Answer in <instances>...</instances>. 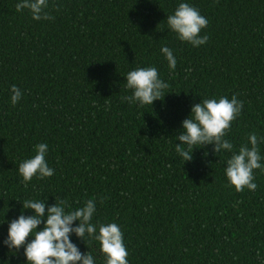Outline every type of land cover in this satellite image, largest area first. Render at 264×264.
<instances>
[{"label":"trees","instance_id":"trees-1","mask_svg":"<svg viewBox=\"0 0 264 264\" xmlns=\"http://www.w3.org/2000/svg\"><path fill=\"white\" fill-rule=\"evenodd\" d=\"M179 2L49 0L54 19L33 21L0 0V223L28 198L70 208L92 199L94 222L119 224L128 264H264V174L254 171L255 191L236 192L223 171L230 153L206 146L183 163L174 150L191 106L212 97L243 102L226 136L234 149L264 137V0H184L208 20L199 48L167 28ZM161 46L177 59L172 72ZM147 66L168 83L164 99L122 102L126 73ZM39 143L54 175L26 184L18 164ZM72 241L104 264L97 242ZM3 260L24 264L23 250L0 246Z\"/></svg>","mask_w":264,"mask_h":264},{"label":"clouds","instance_id":"clouds-1","mask_svg":"<svg viewBox=\"0 0 264 264\" xmlns=\"http://www.w3.org/2000/svg\"><path fill=\"white\" fill-rule=\"evenodd\" d=\"M48 8L49 0H17L16 3V11L28 10L33 21L53 20L46 11ZM166 25L177 40L192 48H199L208 42V36L201 34L208 25L207 18L184 0H180L166 17ZM160 53L167 61L169 71H174L177 59L173 50L161 46ZM124 81L125 89L131 95L123 96L122 102L135 104L138 108H152L155 101L164 99L169 88L155 66L130 70ZM9 92L10 103L15 106L21 100L22 92L16 85H12ZM242 108L243 102L236 95H232L231 99L221 96L194 103L188 117L181 122L175 135L179 143L174 146L183 163L191 162L194 150L206 146H212L213 155L230 153L223 171L228 185L236 192L245 189L255 191L254 171L260 170L264 174V156L259 148V144L264 143V137L252 133L247 137V143L238 149H234L226 139L232 122L240 116ZM48 149L47 143H39L34 147V156L19 162L17 170L24 183H31L33 178L44 180L54 175V169L46 160ZM21 205V213L15 219L4 220L7 235L0 241V246L14 255L22 249L24 264H96L94 254L89 251L82 253L77 243L72 241L73 236L84 244L86 240L97 242L104 264H128V251L119 224L94 222L97 208L92 199L75 208H70L63 200L48 205L47 200L36 198L25 199ZM25 212L31 214L25 215ZM5 261H0V264Z\"/></svg>","mask_w":264,"mask_h":264}]
</instances>
